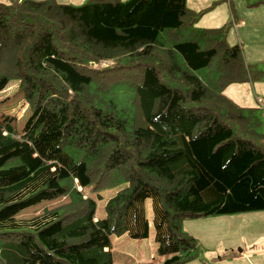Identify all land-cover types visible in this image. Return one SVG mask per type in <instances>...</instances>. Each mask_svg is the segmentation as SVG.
Returning <instances> with one entry per match:
<instances>
[{
  "label": "trees",
  "instance_id": "16d2710c",
  "mask_svg": "<svg viewBox=\"0 0 264 264\" xmlns=\"http://www.w3.org/2000/svg\"><path fill=\"white\" fill-rule=\"evenodd\" d=\"M216 3L0 1V92L30 111L20 132L0 113V264H112V235L147 237L146 198L161 264H185L183 219L264 210L260 118L223 93L264 71L227 26L193 28ZM87 189H114L103 217Z\"/></svg>",
  "mask_w": 264,
  "mask_h": 264
},
{
  "label": "rangeland",
  "instance_id": "374dc122",
  "mask_svg": "<svg viewBox=\"0 0 264 264\" xmlns=\"http://www.w3.org/2000/svg\"><path fill=\"white\" fill-rule=\"evenodd\" d=\"M0 1L8 2V0ZM57 1L80 5L89 0ZM228 1L232 3L231 9H233V12H230ZM213 2H217L215 11L213 7L208 12L204 13L193 25V28L227 26V42L230 44L238 43L241 46L245 61L251 64L249 65L250 69L254 70L257 68L264 71V0H187V6L193 7L191 9L194 10H200L212 5ZM104 63L109 62L104 61ZM199 72L202 73L203 71H198L197 73ZM14 83L13 81L6 90L0 92V113L15 116L16 130L20 132L30 111L26 110L22 95L14 90L16 87V83ZM133 93V90H118L117 95L123 98L120 100V104L122 106L126 104L127 100L124 98L128 95L132 96ZM223 93L238 106L246 109L252 108L254 110L255 115L260 118L261 123L257 129L259 135H257L258 137L255 138V141L264 147V77L261 79H247L243 82L231 83L223 89ZM67 151H69L75 159L81 160L84 158L83 153L79 149L68 148ZM113 190L114 189H106L98 193L92 192L90 189L84 190V194L89 195L91 193V195L96 198V215L98 217L101 218L104 216V203L108 197L112 195ZM97 194H100L102 198H97ZM67 200V197H61L53 201L43 202L23 210L18 216L20 218H30L41 213L44 209L53 208ZM142 206L145 217L148 223L150 222L147 237L133 238L128 233L112 235L110 237L112 246L111 251L113 253L112 264H146L145 262H152L153 257L157 259V244L154 237L155 229L153 225L151 199L146 198ZM214 216L186 217L182 220L183 229L192 234L197 240V246L192 253V260L199 261L201 264H208V252L220 246H227L225 243L227 242L226 239L234 234V229L238 230V232H245L250 224L251 226L249 228L251 230H256L257 228L252 225L264 219V214L259 211L256 213L243 212L236 213V215H219L220 219H217V221L213 218ZM252 220L253 222L251 223ZM214 255L215 252L213 253V256ZM222 258L229 261L231 260L230 256ZM238 259L239 264H245L243 258ZM189 264L191 263L189 262Z\"/></svg>",
  "mask_w": 264,
  "mask_h": 264
},
{
  "label": "crops",
  "instance_id": "0c3cea01",
  "mask_svg": "<svg viewBox=\"0 0 264 264\" xmlns=\"http://www.w3.org/2000/svg\"><path fill=\"white\" fill-rule=\"evenodd\" d=\"M227 3L230 7V12H233V9H231L232 3H230L229 1ZM215 7H214V11L216 9ZM189 8H193V7H189ZM259 212L264 214V210H261ZM229 217H235V216H229ZM213 218L215 219V221H217V219H220L219 215L214 216ZM252 222L253 220L251 221V223ZM263 222H264V219H261V221L256 223L257 225L256 224L252 225L253 227L257 228L256 230H251L249 228L251 226L250 224H249L248 229L245 230V232H242V231L238 232V230L234 229V234L231 235L228 239H226L227 242L225 243L227 246L217 247L213 249L211 252L207 253V258L209 259L208 264H239L238 258H243L245 260V264H264V224ZM214 252H215V255L213 256ZM225 256L227 257L230 256L231 260L229 261V260L223 259L222 257H225ZM164 258L165 256L157 254V259L153 257L152 262H145V263L146 264H161ZM189 262L191 264H201V262L194 261V260H190L186 264H189Z\"/></svg>",
  "mask_w": 264,
  "mask_h": 264
}]
</instances>
